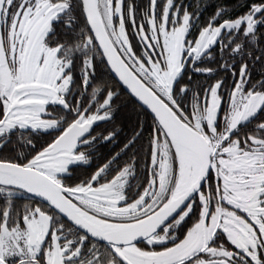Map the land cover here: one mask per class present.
Returning a JSON list of instances; mask_svg holds the SVG:
<instances>
[{"label":"snow or ice","instance_id":"snow-or-ice-1","mask_svg":"<svg viewBox=\"0 0 264 264\" xmlns=\"http://www.w3.org/2000/svg\"><path fill=\"white\" fill-rule=\"evenodd\" d=\"M0 264H264V0H0Z\"/></svg>","mask_w":264,"mask_h":264},{"label":"flooded vegetation","instance_id":"flooded-vegetation-1","mask_svg":"<svg viewBox=\"0 0 264 264\" xmlns=\"http://www.w3.org/2000/svg\"><path fill=\"white\" fill-rule=\"evenodd\" d=\"M18 202H19V203H23L24 201L21 200V201H18Z\"/></svg>","mask_w":264,"mask_h":264}]
</instances>
